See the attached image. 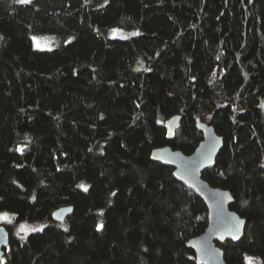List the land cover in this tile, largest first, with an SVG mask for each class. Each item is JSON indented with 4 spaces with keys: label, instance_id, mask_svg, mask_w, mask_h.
Returning <instances> with one entry per match:
<instances>
[{
    "label": "trees",
    "instance_id": "obj_1",
    "mask_svg": "<svg viewBox=\"0 0 264 264\" xmlns=\"http://www.w3.org/2000/svg\"><path fill=\"white\" fill-rule=\"evenodd\" d=\"M35 33L65 42L38 48ZM0 36V210L50 219L26 235L7 225L3 264H197L186 241L208 208L150 158L192 152L197 118L224 138L203 176L246 218L224 257L264 261V0H0Z\"/></svg>",
    "mask_w": 264,
    "mask_h": 264
},
{
    "label": "water",
    "instance_id": "obj_2",
    "mask_svg": "<svg viewBox=\"0 0 264 264\" xmlns=\"http://www.w3.org/2000/svg\"><path fill=\"white\" fill-rule=\"evenodd\" d=\"M180 118V114H174L166 121L169 135H172ZM196 126L203 136L192 152L186 153L182 149L165 144L154 147L150 152V158L172 166L176 179L198 194L208 208L206 228L186 241L187 246L195 253L196 263L229 264L220 243L226 240H240L244 234L246 218L230 207L235 198L229 189L214 186L203 176L204 170L214 166L224 144L223 136L216 131L214 125L200 118L196 119ZM72 211V205L60 206L53 212V219L63 222ZM237 221L243 223L237 225ZM233 235L239 239H232ZM9 241L10 233L7 226L0 225V257L4 255Z\"/></svg>",
    "mask_w": 264,
    "mask_h": 264
},
{
    "label": "rangeland",
    "instance_id": "obj_3",
    "mask_svg": "<svg viewBox=\"0 0 264 264\" xmlns=\"http://www.w3.org/2000/svg\"><path fill=\"white\" fill-rule=\"evenodd\" d=\"M113 29H118L119 32L117 35L113 36L112 30ZM133 32H139L138 29H134V30H126V29H122L120 27H113L112 29H110L109 31V35L112 37H128L131 35V33ZM32 37H36L38 38L37 41H33L34 45L36 46L37 43H39L40 47L38 48H44V49H50L53 48L56 45H59L63 42H65V40H63L62 38L58 37L55 34L52 33H35L32 35ZM37 47V46H36ZM8 213L9 215V219L11 220V223H9L8 221H4V220H0V225H10L12 226L13 230L15 231V233L19 232V235H26L25 232H20V226L24 225L25 229L27 231V234L30 231V229H41L42 227H44L46 224H48L50 222V219L47 217H40V218H36V219H31V220H21L18 221L15 218V214L13 211L11 210H0V214L2 213ZM247 257H252L253 258V264H264L263 259L257 255V254H252L249 253L247 254ZM2 259H4V257H2ZM245 264H247V262H245Z\"/></svg>",
    "mask_w": 264,
    "mask_h": 264
},
{
    "label": "snow or ice",
    "instance_id": "obj_4",
    "mask_svg": "<svg viewBox=\"0 0 264 264\" xmlns=\"http://www.w3.org/2000/svg\"><path fill=\"white\" fill-rule=\"evenodd\" d=\"M15 2L20 3V4H29V3H31V0H15ZM118 32H119L118 29H113V30H112L113 36L117 35ZM131 35H132V36H137V35H140V33H139V32H133V33H131ZM122 38H125V39H126L127 37L124 36V37H122ZM2 39H3V37L0 36V40H2ZM37 39H38V38L33 37V41H34V42L37 41ZM36 46H37V47H40L39 43H37ZM137 70H139V69H137ZM148 70H149V69H145V71H148ZM261 107H264V105H261ZM101 119H103V117H101ZM16 150L19 151V152H21V153H23V151H24L23 148H17ZM89 151H91V149H89ZM262 167H264V165H262ZM13 183H15V181H13ZM77 187H78V188H81V189H82L83 191H85V192L88 191V186L85 185V184H80V185H78ZM113 195H115V193H113ZM33 199H35V197H33ZM244 203L247 204V201H244ZM100 214L103 215V212H101ZM197 219H199V218H197ZM0 220L8 221L9 223H11V220L9 219V215H8V213H6V212L0 214ZM242 223H243V221H237V225L242 224ZM102 228H103V224H102V223L97 225V231L101 230ZM39 230H42V229H35V228L30 229V231H39ZM19 231H20V232H25V234H27V231H26L24 225H21V226H20ZM65 231H67V229H65ZM237 231H238V226H237ZM17 234L19 235V232H18ZM20 238H21V239H24L23 236H21ZM221 239H223V237H221ZM232 239H234V240H235V239H239V237L236 236V235H233V236H232ZM245 260H246L247 264H253V258H252V257H247V256H246V257H245ZM0 264H3V259H2V257H0Z\"/></svg>",
    "mask_w": 264,
    "mask_h": 264
}]
</instances>
